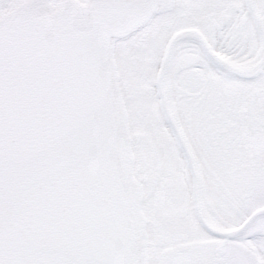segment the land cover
Here are the masks:
<instances>
[{
    "label": "snow or ice",
    "instance_id": "1",
    "mask_svg": "<svg viewBox=\"0 0 264 264\" xmlns=\"http://www.w3.org/2000/svg\"><path fill=\"white\" fill-rule=\"evenodd\" d=\"M0 264H264V0H0Z\"/></svg>",
    "mask_w": 264,
    "mask_h": 264
}]
</instances>
